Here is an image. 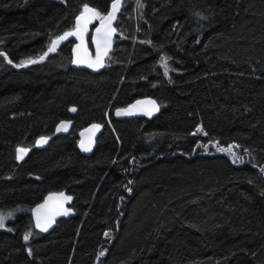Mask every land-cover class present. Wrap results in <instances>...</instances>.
<instances>
[{
    "label": "trees",
    "instance_id": "16d2710c",
    "mask_svg": "<svg viewBox=\"0 0 264 264\" xmlns=\"http://www.w3.org/2000/svg\"><path fill=\"white\" fill-rule=\"evenodd\" d=\"M111 1L0 0V264H264V0H122L100 70L71 67L72 39L40 59ZM145 96L153 118L113 117ZM60 190L74 216L35 230Z\"/></svg>",
    "mask_w": 264,
    "mask_h": 264
},
{
    "label": "water",
    "instance_id": "95a60500",
    "mask_svg": "<svg viewBox=\"0 0 264 264\" xmlns=\"http://www.w3.org/2000/svg\"><path fill=\"white\" fill-rule=\"evenodd\" d=\"M112 3L113 0L109 4L107 12L100 19L97 20V15H94L93 13H87L86 16L81 19L78 25L77 17L80 16L81 12L83 11V6L81 12L75 18L74 28L72 30L66 31L76 33L75 35L68 36L66 38L72 39L74 41L71 48L70 61L72 68L86 69L90 72H96L103 66L104 58L112 47L113 36L115 33L114 22L119 13L122 0H120L119 10L115 13V19L111 20L109 23L108 21L103 20V18L106 17L110 11H112ZM88 7L93 9L90 6ZM98 29L99 31H97ZM64 33H62L60 36H63ZM60 36L55 37L53 40H57V38ZM61 41L63 40L58 42ZM88 41L90 42L91 49L88 46ZM73 61L81 62L73 63ZM151 102H155V105H153ZM157 107L158 110H154ZM72 109L73 108H70L71 111ZM118 112L120 114H117ZM149 112H151V115L148 114ZM158 112L159 104L157 101L152 97L145 96L134 99L123 107L114 108L112 115L118 120L131 118L151 119L156 116ZM94 125H99V128H94ZM70 126L71 123L69 121H61L56 125L55 131L58 134H65L68 132ZM102 128V125L99 123H90L78 131L77 147L83 155L88 156L92 153L95 147L96 139ZM40 139L41 138H38L36 141L37 146H43L45 144V142L38 143ZM81 141L84 142L86 147L90 146L91 150H83L81 147ZM67 197H71V199L69 200ZM72 201V195L66 193L65 190L46 193L42 200L33 205L30 210L34 229L41 233H47L55 226L58 220L74 216L75 212L71 207ZM38 223L40 225L39 227L37 226ZM44 227H47V231L42 230Z\"/></svg>",
    "mask_w": 264,
    "mask_h": 264
},
{
    "label": "snow or ice",
    "instance_id": "6c2138e0",
    "mask_svg": "<svg viewBox=\"0 0 264 264\" xmlns=\"http://www.w3.org/2000/svg\"><path fill=\"white\" fill-rule=\"evenodd\" d=\"M137 3H138V5L140 7H143V5L140 3V0H137ZM119 7H120V0H113V3H112V11H110L108 13V15L103 18V20H106V21H108L110 23L111 20L115 19V13H116V11L119 10ZM87 13H93L94 15H99V13H96V11L94 9H90L88 7V5L85 4L84 7H83V11L81 12L80 16L77 17V24L78 25H79V22L81 21V19L84 18ZM97 31H99V29ZM75 34H76L75 32H66V33H64L63 36L58 37L57 40H53L52 43H51V46L48 48V51L45 52L44 55L40 57V59L43 60L45 58V56L48 55V53L54 52L56 50V45H57V42L58 41L64 40L68 36H72V35H75ZM109 39H110V37H109ZM0 55H4V54L3 53H0ZM80 62L81 61H73V63H80ZM8 63H12V61L9 60ZM27 63H36V61L35 60H29V61H27ZM163 63H164V66L167 67V60L166 59L163 61ZM16 66L17 67H22L23 66V62L21 64H19V65H16ZM151 103H153V105H155V102H151ZM154 110H158V107L155 108ZM72 111H76V109L73 108ZM117 114H120V113L118 112ZM148 114L151 115V112H149ZM93 127L94 128H99V125H94ZM197 131H202V129L197 128ZM42 142H46V138L41 137V139H40V141H38V143H42ZM81 147L85 151H90L91 150L90 149V146L89 147H86L84 145V142L83 141H81ZM204 147L206 149L207 148V145H204ZM221 150L223 151L224 149H221ZM27 151H28V149H26V148H18L17 149V159L18 160L23 159V157L27 153ZM129 191H131V189H129ZM67 199L70 200L71 197H67ZM9 215H11V214H9ZM5 219H7V217H5L3 215H0V228H3L4 227V221H5ZM37 226L38 227L40 226L39 223L37 224ZM42 230L47 231V227H44ZM30 235H31V233L25 234L24 240L27 241L29 239ZM109 235H110V233H105V236H109ZM104 254H105L104 251H101L100 252V256H103Z\"/></svg>",
    "mask_w": 264,
    "mask_h": 264
},
{
    "label": "rangeland",
    "instance_id": "374dc122",
    "mask_svg": "<svg viewBox=\"0 0 264 264\" xmlns=\"http://www.w3.org/2000/svg\"><path fill=\"white\" fill-rule=\"evenodd\" d=\"M101 17H97V20L100 19Z\"/></svg>",
    "mask_w": 264,
    "mask_h": 264
}]
</instances>
